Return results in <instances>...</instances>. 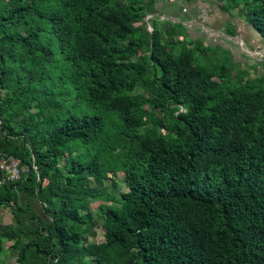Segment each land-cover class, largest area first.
<instances>
[{
	"label": "trees",
	"instance_id": "trees-1",
	"mask_svg": "<svg viewBox=\"0 0 264 264\" xmlns=\"http://www.w3.org/2000/svg\"><path fill=\"white\" fill-rule=\"evenodd\" d=\"M252 11L264 35V0ZM145 14L144 0H0V157L22 168L0 169L18 224L1 225L0 253L11 241L17 264H264V85L225 89L227 67L204 66L182 24L151 33ZM119 172L126 189L88 210Z\"/></svg>",
	"mask_w": 264,
	"mask_h": 264
},
{
	"label": "crops",
	"instance_id": "crops-1",
	"mask_svg": "<svg viewBox=\"0 0 264 264\" xmlns=\"http://www.w3.org/2000/svg\"><path fill=\"white\" fill-rule=\"evenodd\" d=\"M144 1L146 14L138 26L143 23L148 29L155 20L182 24L184 35L193 45L206 48L208 58L211 55L230 57L234 65L240 64L253 76L255 70L264 73V35L243 13L241 3L231 2L233 0Z\"/></svg>",
	"mask_w": 264,
	"mask_h": 264
},
{
	"label": "rangeland",
	"instance_id": "rangeland-1",
	"mask_svg": "<svg viewBox=\"0 0 264 264\" xmlns=\"http://www.w3.org/2000/svg\"><path fill=\"white\" fill-rule=\"evenodd\" d=\"M242 8L243 13L247 14L249 18H251L253 11H252V0H245L242 1ZM204 66L213 68L216 64L219 66L225 65L227 69L223 73V80L225 81V89L235 87L236 85L245 84L250 88H258L261 85H264V73H259L255 70L256 75L253 76L250 74V71L240 67V64H233L230 57L226 58H218L217 55H211V57H206L205 55H200L199 60ZM219 72L221 69L219 68ZM235 72V73H234ZM220 80V77H215ZM262 78V79H261ZM72 98H70L66 104V107L70 106L73 103ZM165 117V116H163ZM116 179L118 184L116 187H113L112 180ZM126 189L125 180H124V173L119 172L118 174H110L109 179H105L102 185L93 184L92 190L97 194L96 197H92L90 199V204L88 210H93L95 214H99L101 212L100 203H111L110 200L111 193L116 191L118 194L121 191ZM25 200L30 203L35 211L40 210V205L33 197H26ZM28 215V214H27ZM27 215L23 216V225L29 226L32 228H36L37 220L33 218H29ZM2 224H12L16 227L17 221L13 217V214L9 208H2L0 207V227ZM103 240V230L99 229L98 235L96 238H90V240ZM12 244L11 241H4L3 242V250L0 253V263L1 264H17V250L10 247Z\"/></svg>",
	"mask_w": 264,
	"mask_h": 264
},
{
	"label": "built area",
	"instance_id": "built-area-1",
	"mask_svg": "<svg viewBox=\"0 0 264 264\" xmlns=\"http://www.w3.org/2000/svg\"><path fill=\"white\" fill-rule=\"evenodd\" d=\"M176 3L178 0H168ZM0 169L3 173V180L19 181L22 177L21 160L13 155H1Z\"/></svg>",
	"mask_w": 264,
	"mask_h": 264
},
{
	"label": "water",
	"instance_id": "water-1",
	"mask_svg": "<svg viewBox=\"0 0 264 264\" xmlns=\"http://www.w3.org/2000/svg\"><path fill=\"white\" fill-rule=\"evenodd\" d=\"M149 24L147 23V26H148ZM148 29H149V31L152 33L153 32V28L151 27V26H148ZM152 42H153V39H152Z\"/></svg>",
	"mask_w": 264,
	"mask_h": 264
}]
</instances>
